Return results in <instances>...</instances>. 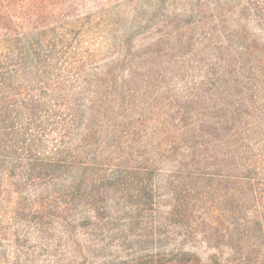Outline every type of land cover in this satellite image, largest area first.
<instances>
[{
    "label": "trees",
    "instance_id": "16d2710c",
    "mask_svg": "<svg viewBox=\"0 0 264 264\" xmlns=\"http://www.w3.org/2000/svg\"><path fill=\"white\" fill-rule=\"evenodd\" d=\"M62 12L0 0V227L8 208L60 220L79 264L95 228L121 219L119 247L157 244L152 261L262 259L264 0L195 5L174 38L192 47L166 63L129 53L127 79L80 47H42L33 25ZM200 241L227 256L203 261Z\"/></svg>",
    "mask_w": 264,
    "mask_h": 264
},
{
    "label": "rangeland",
    "instance_id": "374dc122",
    "mask_svg": "<svg viewBox=\"0 0 264 264\" xmlns=\"http://www.w3.org/2000/svg\"><path fill=\"white\" fill-rule=\"evenodd\" d=\"M203 2L204 0H47L48 5L50 3L61 7L62 15L58 18L45 16L40 25H33L31 35L37 39L36 28H45L46 33L40 38L43 40L42 47H80L89 53H95L99 64L110 72L111 77L123 76L127 79L130 54H135L137 61L141 63L151 59L152 62L156 59L166 63L176 55L175 50L171 51L172 47H183L186 51L192 47L191 43L177 46L174 38L178 36V32L180 37L186 35V30L181 27L186 20H190V9ZM58 26L60 28L55 29ZM138 90L145 89L138 87ZM166 168L169 166H165ZM29 197L34 199L32 195ZM117 199L116 206L121 207L122 204ZM33 213L11 208L5 210L3 225L0 227V264L81 263L82 259L72 252L75 234L68 233L67 226L60 220L42 225L32 217ZM103 223L95 228L90 244L92 264H169L164 259L160 262V259L152 261L146 257L157 249V244L154 243L148 244V250H141L144 243L134 245L128 241L127 247L125 245L121 249L119 244L123 240L120 236L126 233L132 237L129 227L125 232L114 230L116 225L130 226L124 220L108 222L105 229L101 230ZM142 226L146 224L139 225L140 228ZM193 250L203 261L214 253L222 252L224 257L228 253L227 248L219 251L202 241L196 243ZM245 262L264 264V257H252ZM233 264L242 263L238 261Z\"/></svg>",
    "mask_w": 264,
    "mask_h": 264
}]
</instances>
